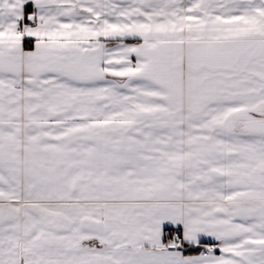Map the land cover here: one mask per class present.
Masks as SVG:
<instances>
[{"label": "snow or ice", "instance_id": "6c2138e0", "mask_svg": "<svg viewBox=\"0 0 264 264\" xmlns=\"http://www.w3.org/2000/svg\"><path fill=\"white\" fill-rule=\"evenodd\" d=\"M0 264H264V0H0Z\"/></svg>", "mask_w": 264, "mask_h": 264}, {"label": "crops", "instance_id": "0c3cea01", "mask_svg": "<svg viewBox=\"0 0 264 264\" xmlns=\"http://www.w3.org/2000/svg\"><path fill=\"white\" fill-rule=\"evenodd\" d=\"M31 46H29V48H30ZM26 50H28V49H26ZM193 254H197L196 252H193ZM219 254V253H218Z\"/></svg>", "mask_w": 264, "mask_h": 264}]
</instances>
